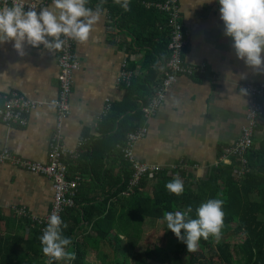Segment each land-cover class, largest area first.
<instances>
[{
  "label": "crops",
  "instance_id": "crops-1",
  "mask_svg": "<svg viewBox=\"0 0 264 264\" xmlns=\"http://www.w3.org/2000/svg\"><path fill=\"white\" fill-rule=\"evenodd\" d=\"M178 3L181 19L190 32L185 60L189 64L205 65L206 72L196 77H178L156 116L146 121L139 117L140 125L146 124L148 133L135 146V156L139 161L160 166L163 169L160 177L167 172L174 177L178 175L184 183H196L197 189L198 183L207 180L211 168L217 165L223 148L238 139L246 122L248 98L240 85L246 81L264 83V67L249 66L237 56L234 39L225 34L219 0H178ZM108 16L107 10L99 12L86 43L75 40L81 69L74 74L71 110L60 132L67 147L79 150V156L68 162L67 176H81L82 182L74 206L65 209L61 219L64 224L74 226V242L66 250L75 252L74 243L80 244L86 251L85 264H133L136 249L151 244L167 248L165 242L169 237L175 242V237L166 236L164 220L149 217L143 220L142 215L138 227L141 238L135 240L134 226L129 224L133 210L125 197L131 195L122 191L113 194L122 187L130 171L120 146L136 123L135 106L141 108L142 95L148 97L150 93L146 90L156 83V75L151 78L150 74L152 84H143L144 90L140 86L149 73L143 68L145 56L149 51L147 60L157 62L158 79L168 59L161 60L151 54L148 45L135 47L128 31L119 29L118 34L112 33ZM154 42L162 54L159 41ZM14 43V40L0 42V104L6 94L19 90L37 105L30 112L26 126L6 124L0 119V148L44 164L58 125L54 102L59 93V51L25 42L21 55ZM261 55L264 59V52ZM125 61L134 73L133 80L140 86L131 100L126 97L125 87L117 83ZM108 103L112 107L106 113ZM259 149L264 151V116L254 137V151ZM181 162L188 167L170 173L171 167ZM147 178L149 181L140 186L139 192L153 195L154 188L160 186L158 178ZM52 204L53 188L48 177L10 164L0 165L3 235L22 234L26 239L32 238L40 229L17 210L27 208L29 213L44 217ZM110 208L115 227L109 221L97 227L98 219ZM102 229L108 230L105 237H101ZM18 249L23 251L24 246L19 245ZM44 258L46 262L47 257ZM58 264H72V260Z\"/></svg>",
  "mask_w": 264,
  "mask_h": 264
},
{
  "label": "trees",
  "instance_id": "trees-1",
  "mask_svg": "<svg viewBox=\"0 0 264 264\" xmlns=\"http://www.w3.org/2000/svg\"><path fill=\"white\" fill-rule=\"evenodd\" d=\"M87 6L93 10L97 8L100 11L107 10L109 26L116 25L121 31H128L133 36L135 47L143 48L148 45L151 49L150 53L155 54L157 58L161 60L164 57H167L166 59L169 58L167 49L169 31L166 26L165 13L154 8L145 7L141 0H130L129 10L127 11L116 4L115 0H89ZM155 40L159 41L158 45L162 49V54L159 53L158 46H155ZM148 52L143 62V68L149 70V73L142 84H140L142 90L146 88V84L149 86L152 84L150 79L155 77V75L156 78L154 80L156 79V83L151 86L152 88L158 85L162 79V74L160 79H158L157 62L147 60ZM127 68L132 71L128 65ZM150 74L152 77L149 79ZM143 84L145 85L143 86ZM140 86L134 80L129 87L123 86L127 90L126 97L128 100L138 94L137 91ZM152 88L146 90L150 93L148 97L142 95L144 104L151 97ZM135 109L137 115L136 123L129 132L140 126L139 117H143L141 108L136 105ZM247 159L251 172L240 180L233 176L234 163L229 165L220 161L218 165L211 168L207 180L198 183L197 189L194 187L196 183L190 185L185 182V190L180 196L166 189V183L174 178V175H169L168 172L162 177L159 175L155 177V179L158 178L160 186L154 188L153 195L141 193L137 189L131 196H125L128 198L126 201L129 202L133 210L129 224L134 226V235L132 237L135 240L137 239L138 241L141 238L138 233V227L142 221L140 215L143 216V220L147 217L151 220H164L163 225L166 236L175 237L172 248L151 244L144 249H136L133 253V264H149L150 261L157 264H264V151L260 149L254 151L253 145L247 153ZM127 166L130 171L125 177V182L113 194L118 195L128 187L132 171L128 164ZM175 172L179 173L180 171H172L170 173ZM147 181L149 179L145 178L141 185L146 184ZM209 199L224 201L222 207L225 214L224 227L221 231V236L219 239L209 236L207 240L201 237L197 250L188 252L186 244L167 228L164 213L186 212L191 207L192 212L188 214V218L195 219L198 218L196 209ZM82 209L86 211L84 207ZM112 212L113 210L110 208L103 218L98 219L96 226L100 227L106 221H109L111 227H115V222L111 223ZM126 219L124 215L123 225L125 226L128 223H126ZM74 223L77 224V221L74 220ZM62 231L63 235L70 237L73 243L74 226L67 225L66 228L62 226ZM102 231L104 234L101 237H105L108 230L102 229ZM41 236L39 230L29 239L24 238L22 234L3 235L0 232V264H46L40 242ZM237 236H243V240L241 242L229 240ZM19 245L24 246L23 251L18 249ZM74 245L76 258L72 260V264H85L86 251L80 244L75 242ZM134 246L137 248V242H134ZM58 263L53 260V264Z\"/></svg>",
  "mask_w": 264,
  "mask_h": 264
},
{
  "label": "built area",
  "instance_id": "built-area-1",
  "mask_svg": "<svg viewBox=\"0 0 264 264\" xmlns=\"http://www.w3.org/2000/svg\"><path fill=\"white\" fill-rule=\"evenodd\" d=\"M13 3L21 4L26 10L34 8L37 12L41 8L52 3V0H0V9L11 7ZM147 8H154L165 13L166 26L169 31L168 61L162 72V79L158 85L152 88V95L146 104L142 102L141 111L145 121L156 116L164 104L167 92L177 83L178 77H196L205 74V65L189 64L185 55L190 42V32L180 16L178 0H141ZM112 33L119 31L116 25L109 26ZM64 44L59 51V93L54 102L58 116L57 131L51 136L48 145L47 162L42 164L16 155L8 148H0V165L10 164L31 173L48 177L52 182L53 204L52 208L44 217H38L29 213L27 208L18 209L17 212L30 220L38 227L43 235L47 227L49 216L55 212L60 217L65 209L74 206L75 195L82 178L75 176L69 178L68 162L79 156V150L69 148L63 143V136L60 132L63 120L70 113V101L74 87V74L81 69V61L75 52V40L62 36ZM128 61L123 63V69L117 79L121 86L129 87L132 84L134 73L127 68ZM248 98L246 122L242 126L238 139L223 148L222 156L217 162L224 164H235L233 176L243 179L251 172L247 153L254 145V137L257 127L263 122L264 116V83L246 81L240 85ZM37 102L29 99L19 90H13L6 94L0 104V119L6 124H17L26 126L29 114ZM112 105L108 103L106 113L111 110ZM148 133L146 124L136 127L126 136L124 143L120 146L122 156L130 166L132 174L128 181L129 185L122 194L132 195L139 189L141 182L147 178H155L163 170L160 166L149 165L139 161L135 156V146ZM187 163L181 162L171 167L170 171L186 169ZM51 258L47 257V264H51Z\"/></svg>",
  "mask_w": 264,
  "mask_h": 264
},
{
  "label": "clouds",
  "instance_id": "clouds-1",
  "mask_svg": "<svg viewBox=\"0 0 264 264\" xmlns=\"http://www.w3.org/2000/svg\"><path fill=\"white\" fill-rule=\"evenodd\" d=\"M89 0H52L49 7L41 8L39 13L34 8L27 10L17 3L0 9V42L14 40V48L24 54L23 45L60 49L63 37L86 43L92 26L99 19L100 9L94 12L87 7ZM130 0H115V3L129 10ZM221 19L225 23V34L234 39L237 56L245 59L249 66L264 67V0H219ZM52 38L51 40L49 39ZM166 189L180 196L185 190L183 180L177 175L165 185ZM224 201L209 199L197 209L198 218H188L192 212H165L167 228L186 244L188 252L197 250L201 237L219 239L224 227ZM67 225L53 212L47 227L40 237L42 253L54 261L74 260L75 252L66 250L72 244L70 237L62 231ZM183 230V234H182Z\"/></svg>",
  "mask_w": 264,
  "mask_h": 264
},
{
  "label": "rangeland",
  "instance_id": "rangeland-1",
  "mask_svg": "<svg viewBox=\"0 0 264 264\" xmlns=\"http://www.w3.org/2000/svg\"><path fill=\"white\" fill-rule=\"evenodd\" d=\"M168 237V236H167ZM170 238V237H169ZM169 238H167V241L165 242V245H166V247L167 248H172L174 245H173V242H174V240L173 239H171V240H169ZM229 240H231L232 242H234V241H238V242H241L242 240H243V236H241V237H234V238H231V239H229ZM150 263L151 264H157V263H155V262H152V261H150Z\"/></svg>",
  "mask_w": 264,
  "mask_h": 264
}]
</instances>
